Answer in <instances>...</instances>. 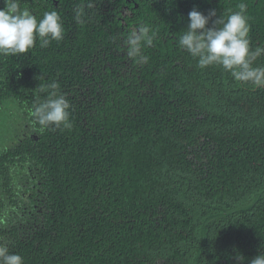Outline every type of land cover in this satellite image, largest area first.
I'll list each match as a JSON object with an SVG mask.
<instances>
[{
    "label": "trees",
    "instance_id": "trees-1",
    "mask_svg": "<svg viewBox=\"0 0 264 264\" xmlns=\"http://www.w3.org/2000/svg\"><path fill=\"white\" fill-rule=\"evenodd\" d=\"M241 2L250 47H264V0H68L62 40L0 55V247L23 264H249L264 252V88L178 45L194 7L219 16ZM142 25L155 33L147 63L127 54ZM53 81L73 127L41 132L33 89Z\"/></svg>",
    "mask_w": 264,
    "mask_h": 264
},
{
    "label": "clouds",
    "instance_id": "clouds-1",
    "mask_svg": "<svg viewBox=\"0 0 264 264\" xmlns=\"http://www.w3.org/2000/svg\"><path fill=\"white\" fill-rule=\"evenodd\" d=\"M3 3L4 7L0 8V55L24 54L33 49L37 41L41 48H46L52 41L63 39V24L56 10L44 12L37 20L30 10L21 9L20 0H3ZM237 7L239 11L219 16L215 9L205 15L194 7L188 13L186 31L179 37L178 45L197 59L199 68L219 66L237 82L264 88V66H253L264 55V47L257 46L252 50L247 4L241 2ZM154 38L155 33L148 25L132 31L127 37L128 56L137 62L147 63L148 57L142 54V48L151 47ZM33 90L38 97L45 94L30 111L33 124L38 125L41 132L50 127L71 130V105L59 92V84L53 81L40 84ZM235 259L238 264H244L246 258L238 254ZM0 264H23V258L0 247ZM249 264H264V252L252 258Z\"/></svg>",
    "mask_w": 264,
    "mask_h": 264
},
{
    "label": "flooded vegetation",
    "instance_id": "flooded-vegetation-1",
    "mask_svg": "<svg viewBox=\"0 0 264 264\" xmlns=\"http://www.w3.org/2000/svg\"><path fill=\"white\" fill-rule=\"evenodd\" d=\"M68 0H20V6L32 11L35 7L47 9V11L61 9Z\"/></svg>",
    "mask_w": 264,
    "mask_h": 264
}]
</instances>
